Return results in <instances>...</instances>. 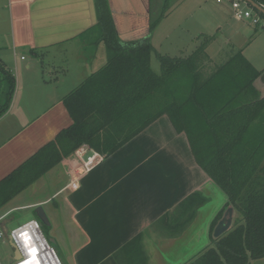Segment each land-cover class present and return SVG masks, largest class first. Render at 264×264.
<instances>
[{
    "label": "crops",
    "instance_id": "obj_1",
    "mask_svg": "<svg viewBox=\"0 0 264 264\" xmlns=\"http://www.w3.org/2000/svg\"><path fill=\"white\" fill-rule=\"evenodd\" d=\"M107 1L120 41H147L157 59L159 55L187 57L185 49L193 38L195 49L200 36L211 37L209 45L215 42L202 22H196L191 30L190 24L179 22L186 37L180 33L173 35L174 29L165 27L162 35L157 33L154 0ZM166 2L170 4V0ZM213 2L212 9L204 5L203 17L208 15L207 22L220 31V19L230 27L232 35L241 33L245 41L243 45L233 43V36L228 33L226 40L232 52L204 76H210L241 53L252 73H260L252 89L248 87L245 101H260L264 98V27L237 19L222 1ZM247 5L263 24L264 17ZM199 8L202 10V4ZM170 11L168 7L160 18L168 19ZM0 30V59L15 79L12 101L6 84H0V101L2 105L5 98L9 102V109L0 117L1 182L73 125L64 99L106 66L109 53L99 25L96 0H0ZM174 37H178L175 43ZM166 40L171 42V51L163 48ZM173 52L182 54L172 57ZM0 75L4 80L2 72ZM241 85L244 88L245 83ZM82 151L85 158L93 152L104 158L78 179V188H71L72 171L81 165L77 151L0 209V233L21 227L10 230L22 211L30 212L35 216L32 220H38L35 209L43 207L50 220V225H44L48 241L64 264H119L116 254L140 235L148 264H186L211 245L212 240L207 236L208 241L204 242L203 237L208 234L213 217L223 208L220 200L201 224L196 220L202 215L200 207L186 233L179 232L184 222L177 221L173 230L168 222H160L167 214L179 215L178 207L195 192L204 196V192H210L216 201L225 197L197 165L186 135L177 133L168 117L153 123L112 155ZM186 236L187 243L182 240Z\"/></svg>",
    "mask_w": 264,
    "mask_h": 264
},
{
    "label": "trees",
    "instance_id": "obj_2",
    "mask_svg": "<svg viewBox=\"0 0 264 264\" xmlns=\"http://www.w3.org/2000/svg\"><path fill=\"white\" fill-rule=\"evenodd\" d=\"M253 1L264 6V0ZM96 8L108 62L65 97L73 125L0 182V209L79 148L87 145L112 155L168 117L176 132L186 135L197 165L228 199L211 223L212 245L186 264H251L264 258V98L247 103L244 97L260 73H252L239 53L205 77L201 65L211 37L200 36L190 56L159 55L161 73L157 74L151 68L152 45L122 43L108 1L96 0ZM0 71L12 101L15 79L4 67ZM0 106L1 117L9 109L8 100L3 105L0 101ZM207 201L195 192L178 207L179 215L167 214L160 222H168L171 229L177 221L192 222ZM229 206L239 217L215 239L214 229ZM116 260L148 264L142 236L123 247Z\"/></svg>",
    "mask_w": 264,
    "mask_h": 264
},
{
    "label": "rangeland",
    "instance_id": "obj_3",
    "mask_svg": "<svg viewBox=\"0 0 264 264\" xmlns=\"http://www.w3.org/2000/svg\"><path fill=\"white\" fill-rule=\"evenodd\" d=\"M159 1H161L160 2L161 5L159 4L158 0H154L153 8H154V17L156 18V20L154 21V22H156L155 30L160 35H162V32L165 31L164 30V27H165V28L174 29L173 35L180 33L182 36L186 37V33H184V28L182 29V27L178 26L179 22H183L184 24H190L189 25L190 30L193 29V27L195 28L196 22H202V26H204V28L207 29V34L214 37L215 42L213 41L210 45H208L209 48L207 47V49H206V52L208 53V57L205 59L204 62H202V65H201L202 69H203V73L206 76L209 75L213 70H215L224 61H226V55H228V54L230 55V53L232 52L231 51L232 46L226 40V38L229 39L228 38L229 36H227L228 33L231 36H233L231 38L233 43L235 42L238 45H243V43L245 41L244 38L241 37V35H243L241 33L240 34L234 33L232 35V33H231L232 30L230 29L229 26L226 25V22H224L220 19L218 20L220 22L219 24L222 26V30L218 31V30H214V28H212V25L209 24L210 22L209 23L207 22L208 19H206V17L208 15L203 17L204 13L206 12V8H205L206 6H204V5L207 4V6L212 9L215 6L213 0H170V4L168 2H166V0H159ZM222 2L224 4H227V6H229L232 9L233 13L235 12V10L233 9V6H232V0H222ZM201 4H202V10H200L201 8H199V5H201ZM168 7H171V11H170L171 15L170 14H169L170 16L168 15L169 16L168 19L167 18H165V19L160 18L165 14ZM164 20H166V21H164ZM244 20H246V19H244ZM234 21H236V20L234 19ZM237 22H235V23H237ZM232 23H234V22H232ZM168 25H169V27H168ZM159 37L160 36L158 35V38ZM193 39L190 40V43L188 46L186 44L187 47L185 46L186 47L185 54L187 56H190L196 50L195 47H193V45H194ZM176 41H178V37L172 38V42L175 43ZM164 42H165V40H163V43ZM187 42H188V40H186V43ZM201 42H203V41H201ZM198 44H199V42H198ZM170 46H171V42H169L168 40H166V43L163 44V48L167 49L169 51H171ZM229 48H231V49H229ZM173 53L174 54L171 55L172 57L182 54V52L181 53L180 52H178V53L173 52ZM0 67L6 68V66L3 64V61L1 59H0ZM151 67L155 73H157V74L161 73L160 62L158 61L156 55L152 56ZM0 73H1V71H0ZM2 83H5V81L3 80V76L0 75V84H2ZM79 150H81V149H79ZM79 150H77V151H79ZM83 150L89 151V150H93V149H91L87 146V147L83 148ZM94 151H96V150H94ZM204 194L210 199V201H208L206 204L201 206V207H203L202 215H201V217L197 216V218H196V220L198 222H200V224L204 220V217H207V219L209 218L210 215H208V214H210L212 212V210L216 207V205L219 204L218 203L219 200L221 201V204L223 207L228 202L226 196L225 197L220 196L221 199L218 198L217 199L218 201H216V199H214L216 197H214V195H212L210 192L209 193L204 192ZM219 211L220 210H218V212ZM2 213L3 212L0 211V215H2ZM29 213L27 211L20 212L19 213L20 219L10 226V230L13 231L16 227L23 226L24 224L30 222L32 220V218H34L35 216L31 215ZM217 213H216V216H217ZM216 216H214L213 218L215 219ZM238 217H239V214L236 212L233 223L236 221V219ZM207 221L205 222L206 226H207ZM191 223L192 222H189L186 224L183 223V227L179 228L180 229L179 232L185 230L184 232L186 233L188 230L191 229V227H192V226H190ZM209 223H210V220L208 222V225H209ZM40 227H41L43 234L48 239L47 226H44L43 224L40 223ZM184 232H183V234H184ZM183 234H181L182 237H183ZM170 239H173V238H170ZM188 239H189V236H186L182 240L185 243H187ZM203 240H204V242L208 241L207 234L205 237H203ZM211 245H212V243H211ZM211 245H208L204 250H206ZM21 261L22 260H16L14 249L10 245L7 236L2 233V236L0 237V264H16V263L21 262ZM251 264H264V258L252 260Z\"/></svg>",
    "mask_w": 264,
    "mask_h": 264
},
{
    "label": "built area",
    "instance_id": "obj_4",
    "mask_svg": "<svg viewBox=\"0 0 264 264\" xmlns=\"http://www.w3.org/2000/svg\"><path fill=\"white\" fill-rule=\"evenodd\" d=\"M217 2H221L222 0H215ZM232 6L233 9L235 10V17L239 20H250L254 25L256 26H263L264 27V23L262 24L261 22V17L259 15H255L253 13L252 10L247 9L246 7L248 6L246 2H244L243 0H232ZM83 148L81 149V152L78 151L77 152V158L80 159L81 161V165L79 167H75L73 169V173H72V183H71V188L72 189H77L78 188V179L82 176H84L85 174L89 173L100 161L103 160V156L100 155L99 153L93 152L91 154H89L86 158H85V152L82 151ZM28 225H35V231L39 232V234L41 235V237L44 238L45 241V249L47 250V254L49 255L50 259H47L44 255V251L42 250V256L40 258V262L41 264H64L57 252V250L50 244V242L48 241V239L45 237V235L43 234L40 224L37 220H32L26 224H24L23 226H21L20 228L14 230L12 232V236L15 242H17V244H19V241L17 240L15 234L16 231L21 230L22 228L28 226ZM2 236V233H0V237ZM23 254V260L21 262H18L16 264H23L26 261H24V259H26L24 257V253Z\"/></svg>",
    "mask_w": 264,
    "mask_h": 264
},
{
    "label": "water",
    "instance_id": "obj_5",
    "mask_svg": "<svg viewBox=\"0 0 264 264\" xmlns=\"http://www.w3.org/2000/svg\"><path fill=\"white\" fill-rule=\"evenodd\" d=\"M243 1L248 3V4H250L254 9H256V11H258L259 13L264 15V8L262 6H260L259 4H257L256 2H254L253 0H243ZM221 193L224 196H226L222 191H221ZM35 214H36V217L38 219L37 221L39 222V224L41 223V224L47 225V226L50 225V220H49V218H48V216H47V214H46V212H45L43 207L36 208L35 209ZM234 216H235V209H234L233 206H229L227 208V210L225 211L222 219L219 221V223L217 224V226L214 229L213 237L215 239H218L219 237H221L222 235H224L226 232H228L231 229V227L233 225V221H234ZM1 226L3 228L6 227L4 225V223ZM210 227H211V225H210ZM5 232H6L5 234L7 235L8 240L10 241V245L12 246V248L15 251L16 260H23V254H22L23 250H22V248L20 247L19 244H17V242L14 241L12 233L8 232V230L5 231ZM207 236H209V239H210V228L208 230ZM204 249L201 250L195 257H197L199 254H201L204 251ZM24 257L26 258L27 255L24 254ZM189 261H191V260H189Z\"/></svg>",
    "mask_w": 264,
    "mask_h": 264
},
{
    "label": "bare ground",
    "instance_id": "obj_6",
    "mask_svg": "<svg viewBox=\"0 0 264 264\" xmlns=\"http://www.w3.org/2000/svg\"><path fill=\"white\" fill-rule=\"evenodd\" d=\"M23 233H27L29 235L30 241H26ZM15 236L19 241V245L22 248L24 254L27 255L26 259H24V261L26 262L23 264H30V262L32 263V256L30 253L31 247H37L39 249V257H38L39 260L43 254L42 250L44 251L45 257L47 259H50L49 255L47 254V250L45 249L46 243L44 241V238L41 237L39 232L35 231V225L34 226L28 225L22 228L21 230L16 231Z\"/></svg>",
    "mask_w": 264,
    "mask_h": 264
},
{
    "label": "snow or ice",
    "instance_id": "obj_7",
    "mask_svg": "<svg viewBox=\"0 0 264 264\" xmlns=\"http://www.w3.org/2000/svg\"><path fill=\"white\" fill-rule=\"evenodd\" d=\"M23 235L25 236L26 241H30V237L27 233H23ZM30 253L32 256V264H41L40 260L38 259L39 249L37 247H31Z\"/></svg>",
    "mask_w": 264,
    "mask_h": 264
},
{
    "label": "clouds",
    "instance_id": "obj_8",
    "mask_svg": "<svg viewBox=\"0 0 264 264\" xmlns=\"http://www.w3.org/2000/svg\"><path fill=\"white\" fill-rule=\"evenodd\" d=\"M30 264H31V262H30Z\"/></svg>",
    "mask_w": 264,
    "mask_h": 264
}]
</instances>
